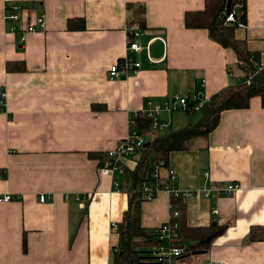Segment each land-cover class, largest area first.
Segmentation results:
<instances>
[{
    "label": "crops",
    "instance_id": "obj_1",
    "mask_svg": "<svg viewBox=\"0 0 264 264\" xmlns=\"http://www.w3.org/2000/svg\"><path fill=\"white\" fill-rule=\"evenodd\" d=\"M139 7L145 9L137 56L142 67L110 80L111 67L126 55L127 26L138 20ZM204 7L205 0H0V198H13L0 203V264H114L120 236L112 224L123 222L129 195L113 191L99 154L131 134L133 116L148 103L195 93L208 100L232 84L229 70L240 73L232 49L207 30L185 26L186 13ZM16 13L17 21L6 19ZM70 20L83 29L69 30ZM30 26L37 32L28 33ZM235 37L264 67V0H246V24ZM195 114H163L169 131L150 129L147 143L200 123L202 115L191 123ZM141 155L124 160L125 167L133 171ZM167 168L175 172L170 187L177 192L240 187L185 198L189 227H228L210 250L187 243L174 264H264V241L249 238L253 228L264 227L260 97L248 109L223 112L217 128L191 149L173 152ZM171 206L167 190L143 203V228L169 222Z\"/></svg>",
    "mask_w": 264,
    "mask_h": 264
},
{
    "label": "trees",
    "instance_id": "obj_2",
    "mask_svg": "<svg viewBox=\"0 0 264 264\" xmlns=\"http://www.w3.org/2000/svg\"><path fill=\"white\" fill-rule=\"evenodd\" d=\"M228 7L230 8L227 11ZM144 10L143 7H139L136 12L139 15L138 20H132L130 23L137 22L141 28L145 27ZM231 13L235 14V22L227 23V18ZM74 21L68 22L69 30L83 29V26H76ZM245 24L246 0H231L230 6L229 0H205L203 10L186 13L185 26L187 29L207 30L214 42L236 53L238 58L236 70L240 73L235 75L229 70L233 79L232 84L206 100L203 109L199 111L202 113L200 123L167 135H155L142 151L136 168L133 171L125 169L122 185L124 192L129 195V207L123 222L118 225L120 241L115 252L114 264H159L153 255L159 244L157 232L143 228L141 223V208L143 203L147 202L142 188L145 182L152 181V166L162 162L167 168L170 155L173 152L187 151L192 148L195 139L208 136L219 125L223 112L248 109L254 97H260L264 107V67L261 65L260 57L249 50L245 40L235 37L236 29ZM7 68L10 71L12 69L10 65ZM135 118L136 129L142 135L151 132L150 120L142 118L140 114ZM99 155L103 161L107 158V154ZM94 157L99 158L97 155ZM184 202L185 198H171V216L172 222L178 226L179 246L186 248L189 243V249L210 250L213 241L228 226L189 227ZM175 213L178 215L175 216ZM249 238L252 242L264 241V227L253 228ZM24 249L26 250L25 240Z\"/></svg>",
    "mask_w": 264,
    "mask_h": 264
},
{
    "label": "built area",
    "instance_id": "obj_3",
    "mask_svg": "<svg viewBox=\"0 0 264 264\" xmlns=\"http://www.w3.org/2000/svg\"><path fill=\"white\" fill-rule=\"evenodd\" d=\"M20 7L16 8V12L21 11ZM7 20L19 19V16L12 14L6 17ZM235 22V14H229L227 23ZM38 28L41 31L45 30L46 23L44 16L38 20ZM242 26V25H240ZM27 32H37V27L30 26ZM128 41L127 51L123 58V61L119 65H114L109 71L110 80H115L120 77H128L131 73L138 72L142 65L137 56L143 51L142 46L138 43V39L142 36V28L137 22H129L127 26ZM151 60V59H150ZM152 61V60H151ZM232 77V75H231ZM249 82V81H248ZM206 100L200 93H195L190 97L176 96L174 98H165L161 102L148 103V108L144 111L136 114L141 115L142 118L150 120L151 129L153 131H165L170 128V124L163 122L161 116L163 114L172 115L176 112L182 113H197L203 109ZM135 115V116H136ZM133 116V117H135ZM146 137L142 135L136 128H133L131 134L125 139L119 142L115 149L111 150L107 154V158L102 162L101 174L114 178L113 191L121 193L124 191L122 180L116 176L125 177V169H127L123 163L124 160L132 158L134 155L141 153L146 147ZM165 171H167L165 173ZM117 178V179H116ZM122 178V179H123ZM175 172L166 168L164 163H157L152 166L151 182H145L143 184V192L146 195L147 202L156 198L157 194L163 190H167L171 194V198H187L194 193L203 194L208 197L211 193L215 196H222L233 194L239 191L240 187L237 184H228L226 187H216L214 189L203 190L202 192H177L172 190L170 182L175 180ZM11 195H6L0 198V203L12 201ZM41 202L46 200L44 196L41 198ZM218 214L217 211H214ZM178 214L175 213V216ZM112 230L118 232V226L112 224ZM157 239L159 240L158 246L155 248L153 255L159 261V264H174L177 259L184 256L186 248L179 246L180 234L176 223L172 222V216L169 222L159 227L157 230ZM206 264H224L221 262L210 261Z\"/></svg>",
    "mask_w": 264,
    "mask_h": 264
},
{
    "label": "rangeland",
    "instance_id": "obj_4",
    "mask_svg": "<svg viewBox=\"0 0 264 264\" xmlns=\"http://www.w3.org/2000/svg\"><path fill=\"white\" fill-rule=\"evenodd\" d=\"M178 114H179V113H178ZM201 115H202V114L196 113L195 115L190 116V117H194V119L189 118V119L191 120V123H192V124L196 123V122H197V117H200ZM196 116H197V117H196ZM167 131H169V129L166 130L165 132H167Z\"/></svg>",
    "mask_w": 264,
    "mask_h": 264
},
{
    "label": "water",
    "instance_id": "obj_5",
    "mask_svg": "<svg viewBox=\"0 0 264 264\" xmlns=\"http://www.w3.org/2000/svg\"><path fill=\"white\" fill-rule=\"evenodd\" d=\"M231 4V0H229V6ZM230 7H228L227 11L229 10ZM149 144H146V147L148 146Z\"/></svg>",
    "mask_w": 264,
    "mask_h": 264
}]
</instances>
